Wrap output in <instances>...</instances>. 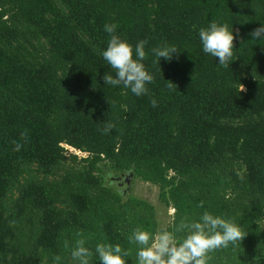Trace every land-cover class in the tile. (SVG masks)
I'll list each match as a JSON object with an SVG mask.
<instances>
[{"label":"trees","instance_id":"16d2710c","mask_svg":"<svg viewBox=\"0 0 264 264\" xmlns=\"http://www.w3.org/2000/svg\"><path fill=\"white\" fill-rule=\"evenodd\" d=\"M211 21L236 37L229 67L201 50ZM105 23L146 51L176 45L170 61H144L146 95L104 84ZM260 24L264 0H0V264H72L65 242L78 238L120 244L136 264L128 238L159 231L158 206L173 210L169 230L204 211L241 226L209 264H264ZM129 174L158 188L157 204L122 190Z\"/></svg>","mask_w":264,"mask_h":264},{"label":"clouds","instance_id":"9594fccd","mask_svg":"<svg viewBox=\"0 0 264 264\" xmlns=\"http://www.w3.org/2000/svg\"><path fill=\"white\" fill-rule=\"evenodd\" d=\"M103 31L108 35L106 47L100 55L111 72L104 73V84L112 88L129 90L139 97L148 93V85L154 80L153 73L144 61L152 56L153 63L160 58L170 61L178 52L176 45L167 42L150 49H145L146 40H139L134 45L117 34L116 23H105ZM201 50L204 54L216 58L221 67H229L233 57V41L236 38L227 24L211 21L197 30ZM254 40L264 39V25H259L251 32ZM172 84L168 85L172 90ZM243 90V87L241 88ZM157 101L151 100L152 107ZM114 129L108 123L101 130L107 134ZM24 136V133L21 134ZM21 144L14 142V151H19ZM172 230L161 226L159 231L150 232L136 228L129 236V241L136 246V264H209L210 253L235 245L245 235L241 226L232 219L204 211L197 218H184L177 224L175 217L170 222ZM69 248L72 264H127L129 251L120 244L98 242L90 248L84 238H78ZM93 257L95 259L93 260Z\"/></svg>","mask_w":264,"mask_h":264},{"label":"rangeland","instance_id":"374dc122","mask_svg":"<svg viewBox=\"0 0 264 264\" xmlns=\"http://www.w3.org/2000/svg\"><path fill=\"white\" fill-rule=\"evenodd\" d=\"M68 152H72L77 155L80 154L79 152H76V150L72 148H68ZM120 187L124 192L128 191V193L133 196L147 200L149 202H152L153 204L158 203L157 201L158 188L155 185L143 182L139 179H134L132 180V182L131 181L129 182L128 186H125V184H123V186ZM172 212L173 210L171 208H168L167 214L165 215L166 212H164L163 208L161 206H158L157 218L159 220L160 226H166V224L169 222L168 215L171 214Z\"/></svg>","mask_w":264,"mask_h":264},{"label":"water","instance_id":"95a60500","mask_svg":"<svg viewBox=\"0 0 264 264\" xmlns=\"http://www.w3.org/2000/svg\"><path fill=\"white\" fill-rule=\"evenodd\" d=\"M127 185L129 184V179H130V174L128 176L125 177Z\"/></svg>","mask_w":264,"mask_h":264}]
</instances>
